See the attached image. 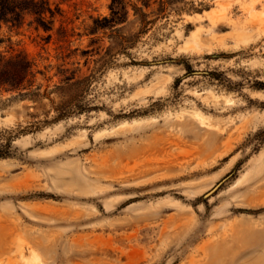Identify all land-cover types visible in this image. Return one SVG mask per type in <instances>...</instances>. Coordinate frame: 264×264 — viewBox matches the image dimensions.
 Masks as SVG:
<instances>
[{
    "label": "rangeland",
    "instance_id": "rangeland-1",
    "mask_svg": "<svg viewBox=\"0 0 264 264\" xmlns=\"http://www.w3.org/2000/svg\"><path fill=\"white\" fill-rule=\"evenodd\" d=\"M48 2L0 26V264H264V0Z\"/></svg>",
    "mask_w": 264,
    "mask_h": 264
},
{
    "label": "trees",
    "instance_id": "trees-1",
    "mask_svg": "<svg viewBox=\"0 0 264 264\" xmlns=\"http://www.w3.org/2000/svg\"><path fill=\"white\" fill-rule=\"evenodd\" d=\"M67 1V0H61ZM142 1L144 7L150 6V0H135ZM169 1L173 0H158V12H164L166 5ZM130 3V4H128ZM131 5L134 13H138L141 16V22L145 25L151 23V20H146V14L141 11L139 7L136 6L132 0H111L109 5V17H102V20L107 22L109 27L116 25L120 21H125L127 19V8L126 6ZM25 14L32 15L35 18L37 24L42 25L45 30H49V26L46 23V15H49L50 20H52L54 16L53 10L50 8V4L48 0H0V26L1 23H9L12 27L18 26L21 23V20ZM99 21V20H96ZM105 26H101L100 24L95 23V28L101 29ZM22 72L20 75L17 74V80L11 82L8 78H6L3 69L0 68V93L1 92H16L19 97H25L26 93H22V91L26 90L31 86L29 83L28 86L23 84V79L25 78V73H30V68H20ZM21 73L24 75L21 76ZM30 97H36L37 94L32 93L29 94ZM55 120V119H54ZM10 138L7 139V142L4 146V149L0 148V158L8 156L7 147H9ZM0 146V147H1ZM3 148V147H2Z\"/></svg>",
    "mask_w": 264,
    "mask_h": 264
},
{
    "label": "water",
    "instance_id": "water-1",
    "mask_svg": "<svg viewBox=\"0 0 264 264\" xmlns=\"http://www.w3.org/2000/svg\"><path fill=\"white\" fill-rule=\"evenodd\" d=\"M222 181L216 184V186L213 188V191L222 183Z\"/></svg>",
    "mask_w": 264,
    "mask_h": 264
}]
</instances>
